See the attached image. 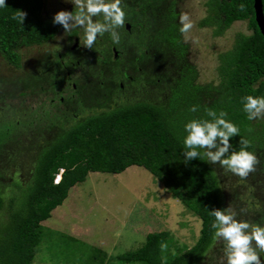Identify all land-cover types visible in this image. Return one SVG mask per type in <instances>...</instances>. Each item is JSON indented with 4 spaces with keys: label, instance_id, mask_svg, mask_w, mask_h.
<instances>
[{
    "label": "trees",
    "instance_id": "obj_1",
    "mask_svg": "<svg viewBox=\"0 0 264 264\" xmlns=\"http://www.w3.org/2000/svg\"><path fill=\"white\" fill-rule=\"evenodd\" d=\"M179 1L126 0L125 23L140 29L137 40L142 48L132 55L125 42L121 43L128 55L123 63L139 64L133 58L145 62L147 66L139 64L141 70L133 74V84L138 90L143 88V93L156 90L158 98L129 101L102 111L90 103V107L76 109L78 113L96 111L59 126L55 136L36 149V163L29 178L10 182L8 198L0 184V213L5 214L0 216V264H32L44 237L42 222L63 204L73 186L87 180L90 172L117 174L133 165L148 170L171 195L193 211L201 219V229L193 245L177 252L168 230L148 233L142 246L116 256L122 264L202 261L216 242L212 238L210 224L214 218L210 211L225 208L224 180L239 184L229 195L236 200L242 196L251 199L259 215L256 220L264 223V117L249 121L241 103L245 95H264V35L256 20L255 0L205 2L206 15L199 25L211 28L213 36H223L238 21H247L251 31L238 33L233 46L219 53V80L206 84L198 81V69L190 61V45L179 31ZM45 5L46 0H6V5L0 7V53L16 67L21 65L20 48L47 44L57 38L62 28L52 23L53 18L44 16ZM18 10L26 13L22 25L13 19ZM122 29L127 34L126 28ZM54 58L60 65L57 54ZM105 61L110 62L107 58ZM48 71L44 72L43 81L52 88L55 86ZM23 85L25 91L21 96L42 89L38 84L32 88ZM3 94L16 93L10 90ZM194 105L197 111H189ZM26 107L29 108L28 104ZM28 108L22 113L28 115ZM206 109L226 111L227 118L238 124L240 134L230 138L236 150L241 137L250 141L249 150L255 153L258 162L247 177L236 176L219 164L185 160L183 126L193 118H207ZM13 120L0 121V146L14 152L12 145L19 146L31 136L21 137ZM20 120L24 131L27 122L23 117ZM61 169V180L55 183ZM235 206L246 217L250 215L248 212H254L240 202ZM261 261L264 262V255Z\"/></svg>",
    "mask_w": 264,
    "mask_h": 264
},
{
    "label": "rangeland",
    "instance_id": "obj_2",
    "mask_svg": "<svg viewBox=\"0 0 264 264\" xmlns=\"http://www.w3.org/2000/svg\"><path fill=\"white\" fill-rule=\"evenodd\" d=\"M58 1H62L66 7L70 5V0H46L44 10L46 18H53L58 11L67 10L62 3L59 5ZM206 1H179V11L189 13L193 21L187 40L191 50L190 61L198 69V81L203 84L218 82L219 53L233 46L238 33L251 32L247 21H238L223 36H213L211 28L199 25L200 20L206 15ZM61 36L62 31L56 40L60 41L63 38ZM137 38L138 32L134 33L132 38L129 37V45L132 47L137 45ZM95 46L100 47L101 43ZM137 47L141 49L142 45ZM64 48L60 47L55 40L42 47H22L19 49L22 58L21 65L18 67L7 61L0 53V121L5 120L7 123L13 118L15 119L13 122L17 125L15 128H19L15 129L20 133L19 135L31 136L28 137L29 139L23 137L24 142L19 146L16 144L8 146L14 149V152L0 146V179L2 180L0 184L7 198L11 194L10 182L29 178L36 163L34 159L36 149L55 136L60 130L59 126L64 127L66 123L73 121L77 118L75 114L83 117L96 111L88 109L78 113L74 109L76 105L68 104L65 108L59 103V99L52 101L53 97H58L56 92L61 91L59 95L68 97L67 92L70 90V85L67 83L63 87L66 89L50 91L43 81L44 72L48 69L49 74L53 75L52 79H56L57 74L58 84L64 83L61 79H65L66 69L58 67L52 58L58 50L62 51ZM85 58L86 60L78 61L73 59L77 71L71 74L72 80H65V82L78 83L86 79L89 81L87 83L90 89H88L89 96L84 97L99 98L104 94L101 90L106 89L104 79L109 76L108 65H102L100 58L99 62L98 59L94 61L91 57ZM125 60H128V56L124 57L123 61ZM141 64H144L143 67L147 66L145 62ZM115 67L113 70L121 71L125 69V64L120 61ZM85 69L87 71H83ZM35 80H37L36 83ZM32 82L35 84L30 86ZM103 82L104 84H100ZM134 82L133 80L132 83ZM23 83L25 86L28 85V88L38 84L42 89L38 92H30L26 97L21 96L25 91L22 89ZM95 84L100 90L96 89L97 86H93ZM10 90L16 94H3V91L8 93ZM144 91L143 88L136 91L126 88L125 93L119 92L110 100L106 98L109 103L98 105L97 111L129 101L141 99L150 101L158 98L155 94L156 90H148V93H143ZM27 104L29 108L26 107ZM25 108L29 109L28 115L22 113ZM22 117L27 122L24 131L19 124ZM33 135H39L38 139L32 138ZM224 183L225 208L230 207L238 218L253 223L258 222L256 219L259 215L254 210L257 209L256 203L253 204L252 200L246 196L236 200L229 193L234 188H238L239 184L230 183L229 180H224ZM255 197L258 198L257 194ZM239 202L254 212H248L250 215L248 214L247 217L241 215L235 206ZM252 206H255L254 209ZM3 213H0V216H5ZM42 223L45 227L44 237L32 264H122L116 256L142 246L148 233L168 230L174 237L177 245L174 251L177 252L193 245L201 229V219L178 198L171 195L148 170L137 165L130 166L124 172L117 174L90 172L87 180L73 186L63 204L54 209L51 217ZM93 255L94 258H92ZM223 255V241H216L213 248L198 264H225L222 260Z\"/></svg>",
    "mask_w": 264,
    "mask_h": 264
},
{
    "label": "clouds",
    "instance_id": "obj_3",
    "mask_svg": "<svg viewBox=\"0 0 264 264\" xmlns=\"http://www.w3.org/2000/svg\"><path fill=\"white\" fill-rule=\"evenodd\" d=\"M73 11L60 10L54 14L52 23L71 35L73 30H80V43L83 47L93 48L98 38L107 33L114 44L120 43L119 29L126 20V0H70ZM6 0H0V7ZM26 13L18 10L13 19L23 24ZM179 31L185 41L193 21L187 12L179 15ZM246 118L251 121L264 117V95H245L241 100ZM189 111L196 112L197 106ZM206 117L193 118L184 124L183 156L185 160L199 159L210 164H219L224 170L241 178L247 177L256 165L257 157L250 151V141L240 138L239 150L230 143V138L240 134V127L228 119L226 111L206 109ZM63 169L56 174L54 182L61 180ZM214 241H223V257L225 264H262L264 255V223H253L237 217L227 208H215L210 211Z\"/></svg>",
    "mask_w": 264,
    "mask_h": 264
},
{
    "label": "flooded vegetation",
    "instance_id": "obj_4",
    "mask_svg": "<svg viewBox=\"0 0 264 264\" xmlns=\"http://www.w3.org/2000/svg\"><path fill=\"white\" fill-rule=\"evenodd\" d=\"M59 2L60 1H58V4L61 5L62 1L60 3ZM62 5H64V3H62ZM66 8H67V11H73L74 5L70 2V5L67 6ZM124 27L127 30V34L125 32L123 33L122 28H120L118 30L119 34H120V43L119 44H114L112 42L109 34L106 33L104 35V37H101L100 39H98L97 43L95 44V45H97V44L101 43V46L100 47L94 46L91 49L83 47L81 45L79 36H82V32L80 30H73L71 35H65V33H63V31H64L63 27L61 28L59 34L62 31L61 37H63V38L60 41L56 40L58 38V34H57V38L55 39V41H57V43L60 47H65V48L62 51L58 50L55 53L58 55V58L61 59V64L59 65L58 63H56V65L60 68H65L66 69V75H65V79L64 78L62 79V81H64V83H61L60 85L58 84V81H57V78L59 77L57 74L55 75L56 79L51 78V80H52L51 84L54 85L55 87H52L49 89H50V91H55V90L59 91L60 89L61 90L66 89L63 87H64V85L66 86V84L68 83L70 85V90L68 92L66 91L68 93L67 94L68 97H63L62 95H59L61 93V91H59L60 93L56 92L55 94H58V95H56L58 97H55V98L53 97L52 101L59 99V103L62 104L65 108L68 107V104H73V105H76L75 106L76 108L73 107L74 109H83V107H85V106L90 107L92 104H93L92 106H94V105L98 106V105H102V104L106 105L107 103H109L108 100H110L111 97H113V95L117 96L119 94V92L125 93L126 88H127V90H129V89L133 90V91L138 90V88H136L134 86V84L130 81L133 80V76H134L133 74L136 75L135 72L137 71V69H139V71L141 70V66H139V64L143 66V64H141L142 61H140L139 59L133 58L134 61H136V63H139V64L134 65L132 63L129 65L127 62V65L125 64V69H122L121 71L113 70L116 68L115 66L119 65L120 61L123 62L124 57L128 56L127 53H125V49L121 48V46H120L121 43L125 42V45L127 46L126 50L129 51V49H131L130 53L132 55H133V53H136L140 50V48L137 47L139 44L133 45V47H132L128 43L129 37L132 38L134 33L138 32V36H139L140 29L133 28V26L129 22H126ZM128 35H131V36H128ZM45 45L46 44L40 45V46L35 45V46L42 47ZM24 48H28V47H24ZM86 56L88 58L91 57L92 59H94V61L98 59V62H99V58H100L102 61V65H108L107 70H108L109 76H108V78L104 79V80H106V83H105L106 86L104 87L106 89L104 91L101 90V92L104 94L99 98L91 97L90 99L89 98L86 99L84 97L86 95L89 96L88 89H90V88H88V83H87L89 81H87L86 79L79 81L78 83L73 82V81L72 82L71 81L65 82V80L66 81L70 80V79L72 80V77H71L73 75L72 73H75L77 71L76 65H75L73 59L75 58L76 61H78L79 59L86 60V58H85ZM52 58L56 62V59H55L56 57L54 58V56H53ZM106 58H107V60H110V62H106L105 61ZM78 64H80V63L78 62ZM111 69H112V71H111ZM83 71H87V70L85 69ZM132 72H134V73H132ZM51 76H53V75L51 74ZM100 84H104V82L100 83ZM93 86H95V87L97 86L96 89H99L97 84H95ZM41 94H43V92H41ZM26 96H28V94H26L25 97ZM106 98H108V100H106ZM89 100H91V101H89ZM92 101H96V102L93 103ZM75 116L78 117V114H75Z\"/></svg>",
    "mask_w": 264,
    "mask_h": 264
},
{
    "label": "water",
    "instance_id": "obj_5",
    "mask_svg": "<svg viewBox=\"0 0 264 264\" xmlns=\"http://www.w3.org/2000/svg\"><path fill=\"white\" fill-rule=\"evenodd\" d=\"M255 10H256V20L261 29V32L264 35V10L262 0H255Z\"/></svg>",
    "mask_w": 264,
    "mask_h": 264
}]
</instances>
